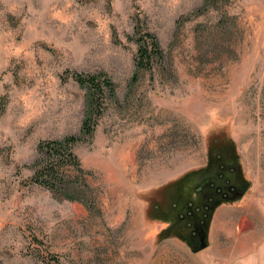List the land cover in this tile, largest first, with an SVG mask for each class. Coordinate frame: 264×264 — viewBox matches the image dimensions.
<instances>
[{"label": "rangeland", "instance_id": "obj_1", "mask_svg": "<svg viewBox=\"0 0 264 264\" xmlns=\"http://www.w3.org/2000/svg\"><path fill=\"white\" fill-rule=\"evenodd\" d=\"M205 3L0 0V264H218L211 223L264 264V0ZM138 19L163 59L132 79ZM73 71L116 85L73 149L88 205L31 180L39 142L80 136Z\"/></svg>", "mask_w": 264, "mask_h": 264}, {"label": "trees", "instance_id": "obj_2", "mask_svg": "<svg viewBox=\"0 0 264 264\" xmlns=\"http://www.w3.org/2000/svg\"><path fill=\"white\" fill-rule=\"evenodd\" d=\"M210 0H206L202 11ZM198 14V13H197ZM134 41L137 45L134 79L139 71H149L159 65L163 51L154 34L147 31L138 21L134 27ZM72 78L87 90L86 110L81 123L80 136H66L61 139H47L38 143L39 157L32 168L31 180L47 189L58 199H67L83 205L91 203V187L86 171L74 152V145L81 138L90 136L95 130L108 101L116 98V85L105 72H70Z\"/></svg>", "mask_w": 264, "mask_h": 264}, {"label": "crops", "instance_id": "obj_3", "mask_svg": "<svg viewBox=\"0 0 264 264\" xmlns=\"http://www.w3.org/2000/svg\"><path fill=\"white\" fill-rule=\"evenodd\" d=\"M211 226L212 223L210 225L208 243L206 247L228 248L224 249V252L222 251L225 259L218 264H255V260L250 261L245 257L260 245V242L255 243V240L257 239L255 231L253 232L250 230L246 231V233L239 234L234 242L228 243V223H225L222 227L216 229H212Z\"/></svg>", "mask_w": 264, "mask_h": 264}, {"label": "water", "instance_id": "obj_4", "mask_svg": "<svg viewBox=\"0 0 264 264\" xmlns=\"http://www.w3.org/2000/svg\"><path fill=\"white\" fill-rule=\"evenodd\" d=\"M197 244L199 245L198 250L203 249L207 245L206 240H205V235L200 237Z\"/></svg>", "mask_w": 264, "mask_h": 264}]
</instances>
